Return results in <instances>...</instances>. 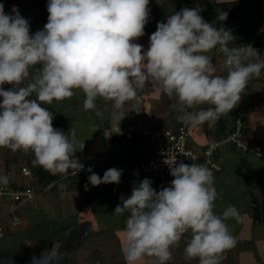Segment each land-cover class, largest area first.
Here are the masks:
<instances>
[{"label":"clouds","instance_id":"obj_1","mask_svg":"<svg viewBox=\"0 0 264 264\" xmlns=\"http://www.w3.org/2000/svg\"><path fill=\"white\" fill-rule=\"evenodd\" d=\"M149 3L48 0V21L35 34L30 33L29 21L16 6L13 14H6L0 3V148L33 153V166L60 174L50 184L87 169L91 173L88 182L94 187L119 184L122 169L110 168L101 178L91 165L85 168L75 158L77 151H83L84 141H77L74 128L68 134L55 129L54 116L43 105L70 99L79 89L86 97L85 111L93 110L102 117L96 103L102 99L106 104L112 102L124 117L125 104L138 105V90L150 82L168 97L175 96L182 108L210 106L181 116L186 125H203L230 113L249 80L264 69L257 50L251 45L230 46L236 40L231 30L206 22L200 8H184L170 15L166 23L157 24L145 51L134 41L145 35ZM217 19L225 21L227 13L219 12ZM213 50L225 57L226 76L216 74L208 55ZM254 57L256 62H252ZM5 84L13 87L5 90ZM119 128L114 129L116 135L123 133ZM134 132L129 128L124 139L128 133L133 139ZM169 165L174 177L170 186L157 192L145 178L114 209L116 215L130 213L120 237L125 264H168L172 249L185 237L186 260L220 264L222 254L235 244L226 221L238 219V209L229 205L222 214L215 212L221 194L208 167L183 161L177 164L176 160ZM0 184L7 187L8 178L0 176ZM49 259L33 257L30 264H48Z\"/></svg>","mask_w":264,"mask_h":264},{"label":"rangeland","instance_id":"obj_2","mask_svg":"<svg viewBox=\"0 0 264 264\" xmlns=\"http://www.w3.org/2000/svg\"><path fill=\"white\" fill-rule=\"evenodd\" d=\"M217 1L233 2L236 0H201V4L204 7H208V6L210 7L211 4H214ZM0 3L4 5L6 14H13L12 8L13 6H16L20 11L21 16L29 21L31 34H35L36 32L43 30L44 25L46 24V21L49 15L47 11L48 0H0ZM22 4L24 5V7H26L25 5H27V8L29 9L26 10V8L22 7ZM188 4L189 3L187 0H150V3H149L150 17L144 29L145 33H148L151 36V34L154 33V30L155 29L157 30L158 23L160 22L166 23L170 15L175 14L176 12H179L184 8H188L189 6ZM250 8H251L250 6H247V9H250ZM204 14H205V17H203ZM204 14L201 15L203 19L210 24H214V20L213 19L211 20V17H212L211 11L206 9V12ZM232 22L233 23H229V24L222 26L225 30H231L233 35L236 37V40L234 41V45H230V46L239 47L242 45H249L248 40L249 39L252 40L253 38H255V35L257 33L264 30V21H262V19L260 18H257L253 13L252 14L249 13L244 18H241V17L237 18L235 21H232ZM215 53H218L217 59L219 63L223 64L224 59H225L223 54L217 51H215ZM259 55L260 54L258 52V58H259ZM261 60H262L261 62H264L263 56L261 57ZM252 62H256L255 57L252 58ZM224 70L226 71V74H224L226 76L227 70L225 68ZM254 79H256V77L250 79L248 82V85L246 87V90L248 92L252 90H258L260 92V90H262V86H260L261 85L260 83H262V85L264 83L260 82V80H259L260 83H257L256 80ZM255 86L257 87V89L255 88ZM145 92L146 91L138 93L140 97V102L138 105H135V107H134L135 102H127L125 104L124 111H126L127 115L129 116L128 117V119H130L129 121L135 119L136 116H139L135 112H142L143 105L144 107L149 105L150 107L153 106V108H156L155 111H153L154 109L152 110V108H150L151 112L158 113L160 111H165L164 110L165 109L164 100L169 99L170 97L164 94L162 90H158V88L154 89L153 91L150 90L148 91V93H145ZM254 95H255L254 99L258 100L257 92H255ZM31 98H34V96L30 97V99ZM77 98L79 100L81 98L83 99L81 103L75 106L72 103V101H74ZM85 98L86 97L83 91L77 89V90H74V95L70 99H65L63 101H58V102L54 101L53 104L51 105L45 104L44 107L48 108L49 110L51 108H56L59 106H61L62 108L64 107L66 108V105L68 106L67 108L69 109H65L66 112L63 113L62 117L64 118V120H66V126L69 127V132L72 128H74L77 141L79 142L84 141L85 143V147L83 151L82 152L77 151L75 153V158H77L86 168L90 166V163H91L89 158H91L95 152L99 153L100 151L101 141H99V137H102L101 136L103 134L102 129L105 128V125H102V122H103L102 117H97L93 110H89V111L84 110L83 102ZM172 98L175 101H177L176 105L178 107L181 106L178 103V100L175 96ZM1 100H3L2 97H0V101ZM97 101H100V104H97V108L104 114L105 111H103L102 105L105 102L102 99H98ZM110 104L111 106L108 110H106V113L109 114L110 112V115H109L110 122H111L110 127L113 129L115 133L114 129L118 125L116 126H113V125L115 124L116 121H118L117 116L119 114L113 108L112 102L111 103L108 102L107 105L109 106ZM199 107L207 108L210 106L200 105L196 109L194 110L191 109V110L198 111L200 109ZM187 112H189L187 109L182 110V111L174 110L172 113L167 115L165 118H162L165 121L164 124L159 119H155V120H157L159 124L164 125V126L166 125L169 127L171 125L170 123H172L173 121H175L176 123L183 122L180 119V117L185 115V113ZM152 115L153 114H150L151 117ZM220 118H223V116H221ZM112 119L113 121L115 120V122H112ZM219 119L210 121V122H205L203 125L204 126L214 125L215 122L218 121ZM171 129L172 127L168 128V130H171ZM115 141H116L115 144L110 142L108 148L104 152H102L100 155H96L95 157L96 160H94L95 163H99L97 162L98 160L101 161L102 159H104L108 161L118 162V165H125L127 167L130 166L132 167L131 169H133L134 161L140 159V157L135 155V157H132L129 159L124 158L127 155L124 148H126L127 146L126 144L128 143V141L120 140V139H117ZM139 146H140V149L138 150V152L140 153H144L149 148L148 147L149 144H147L146 142L143 144L140 143ZM192 146L195 148L196 145L194 146V144H192ZM111 147H116V148L118 147L119 149H114ZM225 148H227V146H223L221 150ZM105 152H107L106 153L107 155H105ZM29 157L32 158L31 160L34 159V155H32L31 152L29 153H25L23 151L12 152L8 148H0V176L8 175V179L11 180L12 182L16 181L18 183H22V182L24 183L25 181L28 184L24 186L29 188L31 187V184H32L33 190H35L36 188L35 186L37 182L39 181L38 177H34L35 176L34 173L37 168L34 167L30 169L28 166H26V160ZM220 157L223 162L224 160L223 154H221ZM8 161L10 163L9 171L6 168ZM237 161L235 160V163L233 164V166H236V169L238 170L239 165L241 167L242 165L240 161L238 162ZM23 167L24 168L26 167V169H24ZM238 172H240V174L242 175L241 170H238ZM128 175L130 177L128 179L122 178L123 180H121L119 184L123 183L124 181L135 182L133 178H131L132 175L131 174H128ZM66 177L68 178V176ZM9 180H8V185L9 187H11ZM250 180L251 179H249V181ZM67 183H69L70 185L72 184L74 185L73 181L69 179L67 180ZM214 184H215L214 185L215 188L221 185L223 190L227 191L226 193L227 196H230V191L233 189V187L238 186L235 182L233 181L231 182V180H229L225 174L216 175L214 178ZM102 185L103 184L96 186L97 188H102V191L99 196L100 197L99 202L100 201L101 202L99 203L97 200L98 204L97 202H93V201L92 203L90 202L89 204H87V202L84 201L83 210H80L78 212L76 209L77 202L80 199L82 200L84 196L85 197L86 195L88 196V192L85 191L84 193V191H82L81 188H79L78 186L74 187L75 186L74 185L73 192L74 194H77V196H74L73 194V196H70V197L68 196L69 198H65V197L61 198V195L57 191L59 188H57L56 191L55 190L51 191L49 189L50 193H48L47 195L48 197L45 199L41 198L40 203L43 207V211L45 212V217L49 221V226L46 227L45 229L46 231L44 230L42 231L44 232L45 235L48 232L47 237H49L48 239H50L52 242L44 243L45 246L44 248L42 247L43 250L40 251V249H38L41 252L40 254H38L39 251H35V250L29 251L28 252L29 254L28 253L26 254V251L24 250L23 242L24 240L28 238L27 236L30 235L31 233L22 234L20 237V240L17 241L18 243L16 244V247L12 248L11 250H7L3 248H6L9 245H13L14 243L13 241L12 242L0 241V264H9L11 260L13 259V257L15 256H18L21 259L27 258L29 262L33 259V257H40L42 255L45 257H51L49 256L48 251L52 254L53 258L55 259V253L57 249L61 248V244L59 242L62 240L63 234H65V232H66V235L69 233L70 236H72V238H70L68 242H72L73 245L78 246L77 248L70 247L71 248L69 251L70 254L71 252L73 253L74 252L73 250L76 249V252H79L80 257L83 258L82 260L83 264H87V263L88 264H125L124 256L121 252V247L112 243V240L114 239V238L112 239L113 237L112 231L114 228L110 230V227L108 226L109 228H107V231L104 232L103 236L101 237L98 236V238L94 239L95 244H92V243L89 244L91 245L90 247L93 250L92 252L91 251L87 252L86 247L81 248L80 246V244H82L83 242L84 243L87 242L90 239L89 237L98 234L100 230L99 227L101 228L100 225L102 223L105 222L106 224L109 223L108 225H110L112 223L111 219H114V217H117V215L113 213L114 209L117 207V205H120V201L122 200V198L129 197L127 194L123 195L124 193H122L121 191L123 188L122 185H118L115 183L107 184L105 187H103ZM1 186H5V185L0 184V188ZM49 190L46 189L44 192H47ZM12 192H14V190H12ZM234 198L235 200L237 199L234 195H232L230 199L231 202L227 204L224 201V199H221L220 206L219 204H215V209L216 207H218V211H220L219 214H222V211L224 212L225 207L227 208L229 205H232V200H234ZM35 199L36 197L30 202L23 204V206L30 204V203L33 204L35 202ZM66 199H69V203L66 201ZM244 202L240 203L239 206L236 205V208L238 209L239 214H240L239 218L238 219L230 218L226 221L229 227V230L233 232V235H232L233 237L234 235L238 234L239 227H242L243 225V220L245 218L249 219L247 215H249L251 218H254L253 216L257 213L258 215L261 216V219H263L264 221V214H262L263 207L261 205V203L263 202L262 200L260 201V206H258L259 207L258 212H257V209L248 205L247 202L245 203ZM66 204H70L69 207H67L66 209H67V212L70 210L72 212V215H70L71 212L66 215L63 213L64 205ZM222 204L225 205L223 209H222ZM15 205H16V202L14 201V197H11V198H7L6 196L0 197V219L2 220L3 224L4 223L8 224L7 216H9L12 219H15L16 216L13 212ZM37 206L38 205L35 204V207ZM89 209L91 210V212H89ZM4 214H8V215L3 216ZM90 214L94 216L90 217ZM128 216L129 215H127V213L124 214L125 222ZM121 218L122 216L120 217V219ZM262 223L264 224V222ZM11 224H14V223L12 222ZM115 224H117V222H115ZM105 234H107L108 236L107 235L105 236ZM255 234L256 236L253 237V241L256 244L257 252H255L256 255L254 257H256L260 262L261 261L264 262V231L261 229L260 230L257 229L255 230ZM13 239H15V237H13ZM234 239L235 241L238 240V238H234ZM185 245H186V242H185ZM181 246H183L182 243H181ZM181 246L180 248H182ZM184 247H183V250H184ZM105 250L107 252H104ZM233 250L231 248V250H229L228 252L229 254H226L230 259L229 264L233 263V259H232L233 257L232 255L234 252ZM76 252H74V254H76ZM182 253L184 254V251ZM74 254H71V255L74 256ZM84 256L86 260H84ZM87 258H88V262H86ZM50 263L56 264L55 262H53V260L52 261L49 260L48 264ZM191 263L193 264V262ZM220 264H228L227 259L225 257L222 258V260L220 261ZM260 264H264V263H260Z\"/></svg>","mask_w":264,"mask_h":264},{"label":"crops","instance_id":"obj_3","mask_svg":"<svg viewBox=\"0 0 264 264\" xmlns=\"http://www.w3.org/2000/svg\"><path fill=\"white\" fill-rule=\"evenodd\" d=\"M188 1V8L190 9H195V8H200L202 9V11L200 12V15H203L206 12V9L209 8L208 7H204L201 4V0H187ZM212 5V4H211ZM26 7H24V5L22 4V7L27 8V5H25ZM29 7V6H28ZM203 17H205V14L203 15ZM212 20V17H211ZM210 24V23H209ZM214 26V25H213ZM156 31V29L154 30V32ZM251 40V39H249ZM140 45L143 46V49L146 51L149 48V43H150V35L148 33H145L144 36L138 38L136 41H134ZM216 50L211 51L212 53H209L208 55H210L212 57V62L214 64V66H216L217 68V75H223L226 74V71L224 70L223 64H220L218 59H217V55L218 53H215ZM263 56L264 58V53H262L261 55H259V61L261 62V57ZM36 71V68L34 67L32 69V71ZM264 69L261 70V74L259 77H256V82L260 83L263 82L264 83ZM260 80V82H259ZM253 83V82H252ZM262 86V90H260V92L258 90H252V91H247L246 89L244 90V93L241 94V100L238 103V105L227 115H222L223 118L226 119V125L227 127L225 129H223L221 126H218L217 121L215 122L214 125H198V126H190V133H191V138H192V144H194L196 150H202V146L205 144H210L211 142H213V135L214 132L217 130V128H221V130L224 133V136L226 135V132H229L230 130H232V128L235 125V119L238 115V117L240 116L244 122L245 125V130H246V143L248 144V146H250L252 149L249 151H240L237 150L235 148L232 147H227L223 150L220 149V152L217 156V161L218 164L221 166V171L218 172H214V178L216 175L218 174H225L226 177L231 180V182H235L238 186L237 187H233V189L230 191V196H227L226 190H223V188L221 187V185L217 186L216 190L218 193H220L221 195L217 198V200L215 201V204H219L220 206V200L224 199V201L227 203L231 202L230 199L232 197V195H234L237 199L232 200V205L236 207L240 205V203L242 202H247L248 205L255 207V206H260V201L262 200L263 202L261 203L263 210H262V214H264V84L262 85V83H260ZM13 86L9 85V84H5L3 85V88L5 90H10ZM158 86L153 84V83H146L145 86L142 89L138 90L139 92H144L148 93V91L150 90H154L157 89ZM255 88L257 89V87L255 86ZM257 92L258 94V100L254 99V93ZM147 96V95H146ZM174 97V96H173ZM165 102V111H160V112H151L150 108H152L153 111H155L156 108L150 107L149 105H147L146 107L142 108V112H135L137 115L135 119L129 121L130 119H128V115L126 113V111H123L124 117L118 115L117 119L118 121L115 122V120L112 122H115V124L113 126L119 125L122 132L123 133H119V135L116 134H110L108 135L107 133H103L101 136L99 137V141H101V148L99 153L95 152L94 155L92 156V158L90 160V167L93 169V171L98 174L101 178L103 177L104 173L110 169V168H117V169H122V175H121V180H123L122 178L128 179L130 176L128 175L129 173H127L129 170H131L132 167H127L125 165H118V162H113V161H108V160H104L102 159L101 161L98 160L97 162L99 163H95L94 160L96 155H100L102 152H104L108 146L109 143L112 142L115 144V140L120 139V140H124V132H127L129 130V128H134L135 132H134V136L132 141H130L129 143H127L126 148L122 147L125 149L127 155L124 157L126 159L132 158L138 156L140 157L139 160H142L146 157L147 155V151H145L144 153H140L138 152V150L140 149V143H147L146 139L143 137L142 132L143 130L146 129H153L156 131H160L163 129H168L170 127H172L171 130L176 129L178 127V125L183 124L182 122H175L173 121L172 123H170L171 125L168 126H164L158 123L157 120L155 119H159L160 121L163 122L164 124V119L167 115H169L170 113H172L174 110H185L187 108H183L181 106H177L176 102L172 97L169 99L164 100ZM142 107V106H141ZM200 108V107H199ZM189 112H192V110L194 109H187ZM163 112V113H161ZM150 114H153L152 117L150 116ZM103 124V122H102ZM104 125V124H103ZM112 129V128H111ZM113 130V129H112ZM103 132V129H102ZM113 132V131H112ZM106 134V135H105ZM148 144V143H147ZM202 145V146H200ZM114 149H119L118 147H111ZM257 148H260V151H257ZM129 150H131V153H129ZM107 152H105V155ZM221 154H223L224 156V160L222 162L221 159ZM102 156V155H101ZM142 157V158H141ZM101 158V157H100ZM235 160L240 161L242 167L239 165V169L242 171V175L240 174V172H238V170L236 169V166H233V164L235 163ZM237 161V162H238ZM131 163V162H130ZM89 164V163H88ZM91 173L87 172L84 175L83 178H73V183L74 185H70L69 183H67L68 179H64L61 182H59L58 184L55 185V187H53L52 190H55L57 188H59L57 191L59 192V194L62 197L65 198H69L70 196H73L74 192H73V186L76 187L78 186L79 188H81L82 191L88 192V196L86 195V197L84 196V198H82V200H78L77 202V212L80 210H83V205H84V201L87 202V204H89L90 202H99L100 200V193L102 191V188H97L96 186H92L89 182H88V177ZM133 180L135 182H127L124 181L121 184L118 185H122V193H124L123 195H128L130 196L132 193V190L135 186H138V184L142 181L141 179L132 177ZM234 179V180H232ZM249 179H251L249 181ZM9 180V179H8ZM82 181H86L88 182V188L87 190L85 189V183H83ZM252 181V183H251ZM10 184H13V182L11 180H9ZM28 183H26L24 181V183H20L19 185H27ZM87 184V183H86ZM82 185H84V187L82 188ZM107 184H103L102 186L105 187ZM215 185V184H214ZM7 187L9 186L8 184L6 185ZM26 187V186H25ZM36 188L39 187V184L37 182ZM34 190V192L36 193L37 197L35 199V202L33 204H27V205H22V206H16L13 209L14 214L16 216V218L19 219V225H13L11 224L12 218H10L9 216H7L8 214H4L3 216H7L8 217V224L2 222V220L0 219V222L2 224V230H0V233H2L3 237L0 238V241H7V242H14L13 245H9L6 248L3 249H7V250H11L12 248L16 247V244L18 243L17 241L20 240V237L22 234H26V233H31L30 235H28L27 239L24 240V250L26 251V254L29 251H39L38 249H40V251L43 250L44 248V243H48V242H52L50 239H48L49 237H47L48 232L46 233V235L44 234V231H46V227L49 226V221L47 220V218L45 217V212L43 211V207L40 203V199L43 198H47L48 193H50V190L47 192H44L43 190L39 191L38 190ZM236 190V191H234ZM225 191V192H224ZM69 196V197H68ZM74 196H77V194H74ZM123 197V196H121ZM66 201L69 203V199H66ZM97 202V204H98ZM101 202V201H100ZM99 202V203H100ZM244 202V203H245ZM35 204H37L38 206L35 207ZM103 204V203H102ZM259 204V205H258ZM70 204H66L64 205V211L63 213L69 214L71 211L69 210L67 212V207H69ZM120 205H122V200L120 201ZM225 205L222 204V209ZM92 209V208H91ZM226 209V207H225ZM215 212L219 214L220 211H218V207H216ZM89 212H91V210L89 209ZM127 213V215H130V213ZM124 213V214H125ZM223 213V211H222ZM124 214L122 215H117V217H114V219H111L112 223L110 225L106 224L105 222L102 223L99 227V232L98 234L89 237L90 239L87 242H83L82 244H80L81 248H85L87 249V252L89 251H93L91 249V245L89 244H95L94 243V239L98 238V236H103L104 232L107 231V228L110 227V230L113 229L112 234V243L120 246L121 247V235H122V231L126 226V222L124 221ZM243 214V213H242ZM72 215V212L71 214ZM94 215L90 214V217H92ZM122 216V218L120 219V217ZM249 219L245 218L243 220V225L242 227H239L238 230V234L234 235V238H238L237 241H235L234 246L232 247L233 252V263L232 264H246L245 263V255L240 254V249H239V245L238 242L244 241V242H248L252 245L253 241V237L256 236L255 234V230H263L264 231V224L263 223H254L253 222V218H251L249 215H247ZM115 222H117V224H115ZM109 226V227H108ZM42 231V232H41ZM231 231V230H230ZM232 232V231H231ZM111 234V235H112ZM107 234H105L106 236ZM233 235V232H232ZM108 236V235H107ZM110 236V235H109ZM13 237H15V239H13ZM72 238V236H70V234L68 233L66 235L63 234V238L62 240L59 242L61 244V248L57 249L56 253H55V259L53 258L52 254L48 251L50 258L49 260H53V262H55L56 264H83V258L80 257L79 252H76V249L73 250L74 252H76V254H74V252L70 254V247L73 248H77L78 246L73 245L72 242H68L69 239ZM187 237H185L184 239H182V241L180 242V246L181 243L183 244V246H181L182 248L176 247L173 248V259L171 261L168 262V264H192L191 262H193V264H199V261L197 259L194 260H186L184 257L183 252V247L185 245ZM85 241V240H84ZM255 243V242H254ZM256 245V244H255ZM43 247V248H42ZM230 249L226 250L223 254H222V258H226L227 259V263L229 264V257L226 254H229ZM38 252V254H40L41 252ZM60 251V252H59ZM72 251V250H71ZM52 252V251H51ZM104 252H107L106 250ZM59 253V254H57ZM29 254V253H28ZM35 254V253H34ZM249 260H251V256H248ZM84 260H86L85 256H84ZM222 260V259H221ZM115 261V260H113ZM49 262V261H48ZM88 262V258L87 261ZM117 262V261H116ZM51 264V263H50ZM88 264V263H87Z\"/></svg>","mask_w":264,"mask_h":264},{"label":"built area","instance_id":"obj_4","mask_svg":"<svg viewBox=\"0 0 264 264\" xmlns=\"http://www.w3.org/2000/svg\"><path fill=\"white\" fill-rule=\"evenodd\" d=\"M244 130V122L239 117L236 121L234 132L223 136L220 142H211L208 147L199 151L192 146L190 125H186L184 122L179 128L173 130H143L142 135L150 146V153L133 169L129 170L128 173L136 178H150L152 183H156L155 190L159 192L162 188L170 186V182L174 179L170 173L169 164L175 160L177 164L180 161L187 164H203L212 172L221 171V166L216 159L223 146L232 147L240 151H249L252 149L246 143ZM131 139L132 133H128L124 140L129 141ZM257 151H260V148H257ZM81 172L77 174H81ZM54 185L55 183H51L46 189L49 190ZM0 195L6 196L7 198L14 197V201L19 207L35 198V193L30 189L12 192L8 187H1ZM12 221L14 223L13 225H19L20 223L16 217ZM0 230H2L1 222ZM1 237H3L2 233H0Z\"/></svg>","mask_w":264,"mask_h":264},{"label":"trees","instance_id":"obj_5","mask_svg":"<svg viewBox=\"0 0 264 264\" xmlns=\"http://www.w3.org/2000/svg\"><path fill=\"white\" fill-rule=\"evenodd\" d=\"M247 6H250L251 8L247 9ZM208 10L211 11V13H212V19L214 20V24H213L214 27H216L218 29L222 28V26H224L226 24L233 23L232 21H235L237 18L246 17L249 13H251V14L253 13L257 18H260V19H262V21H264V0H236V1H233V2L217 1L214 4H212L208 8ZM221 11L227 13V19L225 21L217 19L218 15H219V12H221ZM47 21H48V19H47ZM47 21H46V23H47ZM248 41H249V45H251L253 48H255L259 52L260 55L262 53H264V30L259 32V33H257L255 35V38H253L252 40H248ZM35 68L37 70L39 68V66L37 65V66H35ZM33 72H35V70ZM82 99L83 98H81L79 100L77 98L74 101H72V103L76 106V105H78L79 103L82 102ZM0 102H2V100ZM53 102H52V104H53ZM55 102H58V101H55ZM96 103L100 104V101H97ZM107 104L104 103L102 105L103 106V111H105V113H106V110H108L110 108V106H111V104L109 106ZM74 105H73V107H74ZM67 107L68 106L66 105V108L65 107L62 108L61 106H59V107H56V108L49 109V111L54 116V118H53V127L55 129L62 130L63 132H65V134H67L69 132V127L66 126V120H64L62 115H63V113L66 112L65 109H69ZM105 113L102 115V121H103V124L105 125V128H103V133H107L108 135H110V134L114 133V131L110 127V124H111L110 118H109L110 112H109V114L106 113V115H105ZM239 117L237 115V117L235 119V125H236V121H237V119ZM220 119H222V120H220ZM220 119L217 121V124H218V126H221L223 129H225L227 127L226 119L225 118H220ZM70 120H71V118H70ZM181 125L182 124L178 125L177 128H179ZM235 125L232 128V130H230L229 132H226V135H228V134H230V133L235 131ZM244 133L246 135V130H244ZM190 135H191V133H190ZM200 146H202V145H200ZM208 146H209L208 144H205V145L202 146V149H204V148H206ZM150 150L151 149L149 148L146 157L149 155ZM129 153H131V150H129ZM32 155H34V154L32 153ZM29 158H27V160H26V166H28L30 169L34 168V167L37 168L35 173H34V175H35L34 177H38V180H39L38 181L39 191L43 190L46 186H48L50 184V182L55 181V180L58 179L60 174H52L51 172L45 170L43 167L33 166V163H32L33 160H31L32 158H30V159ZM140 161L141 160H139V161L135 160L134 161V167ZM9 167H10V163L8 161L7 162V166H6L8 171H9ZM86 172H87V170L82 172L80 175L76 176V178H80V179L83 178L84 175L86 174ZM69 173H72V170H69ZM6 177L8 178V175ZM73 178L75 179V177H69L68 179L69 180H73ZM138 179L143 180V179H145V177L138 178ZM148 179H150V178H148ZM82 182L85 183L84 185H86V183H87V185L89 184L86 181L85 182L82 181ZM19 184L20 183L14 181L13 184H11L10 189H12L14 191H26L28 189H33V187H32L33 185L32 184H31V187H29V188H27V187H25L23 185H19ZM84 185H82V188L84 187ZM151 186L155 189L156 188V183H152ZM38 188H36V190H38ZM16 205H18V204L16 203ZM254 208L257 209V212L259 211V207L255 206ZM253 217H254L253 218V222L255 224L258 223V222L259 223L264 222L263 219H261V216L258 215L257 213ZM238 245H239V249H240V251H239L240 254H242V255L244 254L245 255V263L246 264H260V263H264L262 261L260 262L256 257H254L256 255L255 252H257L256 251L257 247H256L254 242L251 245L248 242L241 241V242H238ZM248 256H251V260H249ZM9 264H30V262L28 261L27 258L21 259L18 256H15V257H13V259L11 260V262Z\"/></svg>","mask_w":264,"mask_h":264},{"label":"water","instance_id":"obj_6","mask_svg":"<svg viewBox=\"0 0 264 264\" xmlns=\"http://www.w3.org/2000/svg\"><path fill=\"white\" fill-rule=\"evenodd\" d=\"M223 136H224V133L221 130V128H217V130L214 132V135H213V141L220 142Z\"/></svg>","mask_w":264,"mask_h":264}]
</instances>
